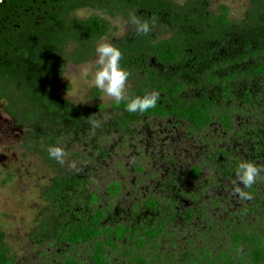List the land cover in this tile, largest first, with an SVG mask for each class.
Instances as JSON below:
<instances>
[{
	"label": "trees",
	"instance_id": "16d2710c",
	"mask_svg": "<svg viewBox=\"0 0 264 264\" xmlns=\"http://www.w3.org/2000/svg\"><path fill=\"white\" fill-rule=\"evenodd\" d=\"M250 1L248 17L240 24L246 44L244 50L234 56V67L197 68L199 86L211 88L201 96L182 97L181 92L191 88L189 82L166 79L156 69H150L146 73L148 80H136L130 96L158 91L157 106L140 114L128 112L124 102L119 105L114 102L110 106L114 125L126 133L131 125L145 117H175L198 134L214 122L224 132H235V115L256 106L262 113L259 92H254L250 83L264 78V0ZM222 10L227 12L225 8ZM216 21L225 25L231 23L226 15ZM122 67L129 70L131 76L141 70V67ZM16 79L19 86L23 84L22 79L10 77L6 82L8 89ZM53 86L35 78V96L27 98V93H22L17 99L12 98L9 91L0 90V98L8 97L10 101L7 111L11 115L20 120L42 121L46 117L47 124L52 126L46 128L41 124V133L35 134V143L38 146L40 143L49 164L57 169L43 188L45 207L33 234L34 243L41 250L39 256L45 260L43 264H264V181L258 180L252 188L245 189L254 195L251 201L239 199L234 203L230 197L211 196L208 192V187L219 181V175L222 180L234 179L240 160L264 165V115H259L261 131L251 134L253 145L246 150V159L233 157L225 148L209 149L207 159L181 172L174 189L140 197L130 207L126 206L127 213L121 218L116 209L124 191L123 181L114 180L100 190L95 187L97 181L92 169L81 176L64 173L58 170V162L49 157L47 148L61 144L66 135L65 129L57 126L58 120L64 118L77 123L80 116L59 102L48 104L54 94ZM26 101L31 109L25 108ZM209 162L214 166L215 175L208 177L207 184L202 176ZM183 181L196 185L198 182V189L179 191L178 184ZM186 200L196 206L181 210ZM215 213L219 218L214 217ZM179 218L183 225L176 226ZM198 220L205 226L197 228V242L191 237L184 251L178 254L172 251L169 246L180 238L179 229ZM0 264H20L5 241L1 226Z\"/></svg>",
	"mask_w": 264,
	"mask_h": 264
},
{
	"label": "flooded vegetation",
	"instance_id": "af4514ba",
	"mask_svg": "<svg viewBox=\"0 0 264 264\" xmlns=\"http://www.w3.org/2000/svg\"><path fill=\"white\" fill-rule=\"evenodd\" d=\"M222 8L227 12H223ZM130 11H135L144 19L155 15V29L148 35L137 36L133 27L127 23ZM225 15L231 21L229 25L216 21ZM247 17L248 12L242 21L237 22L231 17L227 5H216L213 0H0V90L9 91L12 98L17 99L22 93H27V98H30L35 96V78H40L41 81L55 85L54 94L48 99L50 106L59 102L77 111L79 118L84 119L90 116L87 108L62 97L57 91V82L69 66L85 65L95 59V48L101 38L114 39L113 36L121 32L120 37L112 42L123 53L121 66L128 69L141 67L136 75L129 77L132 82L129 96L134 92L136 80H148L146 73L150 69H156L166 79L189 82L191 88L182 91V97L201 96L211 87L202 89L199 86L197 68L234 67L236 54L233 37L235 33L243 37L240 50L243 51L246 43L240 24H244ZM10 77L22 79L23 84L19 86V80L16 79L15 84L8 89L7 81ZM211 92L214 94V91ZM0 100L6 101L7 111L10 103L8 97ZM25 108H32L28 101ZM100 108L97 106L90 111L95 110L98 115L103 111ZM156 120L173 121L175 124H168L169 132L183 123L188 134L197 135L196 130L175 117H145L131 125L128 132L136 125L150 124ZM149 124L147 127L150 129ZM213 124L218 123L214 122L210 126ZM167 131L156 129L155 133H151L152 149L166 146L165 140L170 137V134H165ZM146 148L147 145L142 150ZM175 160L169 164H175ZM191 166L177 170L169 165L161 173L151 171V179L160 184L156 183L153 187L158 186L160 192L174 189V183L180 181L181 172ZM139 168L136 167L137 174L143 172ZM187 182L191 181L180 182L178 190H183L182 185ZM135 184L140 185V182ZM196 187L188 189L193 192ZM140 197L130 206L139 201ZM181 205V210L196 206L187 200ZM180 224L183 225L181 218L177 219L176 226Z\"/></svg>",
	"mask_w": 264,
	"mask_h": 264
},
{
	"label": "rangeland",
	"instance_id": "374dc122",
	"mask_svg": "<svg viewBox=\"0 0 264 264\" xmlns=\"http://www.w3.org/2000/svg\"><path fill=\"white\" fill-rule=\"evenodd\" d=\"M213 2L216 5H227L231 10V17L237 22L244 19L251 7L250 0ZM119 34L121 32L115 34L114 39L120 37ZM233 38L236 54L241 50L243 37L235 33ZM114 39L105 38L111 43ZM96 59L97 57L85 65L69 66L57 82V91L74 104L84 105L90 116L96 114L95 110L90 111L91 109L105 106L106 109L95 117L104 121L103 127L96 130L95 135H91L90 125L85 119L87 116L84 119L79 118L77 123L64 118L57 119V126L64 128L66 134L61 144L57 146L63 147L68 153L66 160L76 161L77 167L81 170L77 173L70 170L67 163L64 166L57 164L58 170L79 176L92 169L97 181L95 187L100 190H104L106 185L114 180L123 181L125 187L116 209L118 214L126 215V206H130L140 196L160 192L158 186L153 187L156 183L160 184L151 179V171L161 173L169 165L177 170L187 168L207 159L206 151L214 147L228 149L233 157L246 159V150L253 145L251 134L261 131L258 124L262 118L259 115H264V78L252 80L250 83L252 90L259 92L263 112L260 113L256 106L253 109H245L243 114L235 115V132H224L218 124H213L203 133L188 134L183 123L179 124L176 130L169 132L168 124H175L173 121L156 120L150 124L136 125L130 132L123 133L114 125V115L109 110L115 101L93 85L97 68ZM131 86L132 82L128 80L127 92ZM239 95L242 96V92ZM5 106L6 101L0 100V226L5 233V241L16 254L20 264H43L45 260L39 256L41 250L35 245L33 234L36 222L45 207L43 188L57 173V169L49 164L44 148L39 147L40 143L39 146L35 143V134L41 133V124L46 125V128L52 126L47 124L46 117L42 118V121L28 118L20 120L9 114ZM156 129H167L165 134H170V137L165 140L166 146L161 145L152 149L151 133ZM146 145V150H142ZM173 160L175 164H169ZM219 161L222 162L223 158L221 157ZM137 166L143 171L140 174L136 172ZM213 167L210 162L204 167L202 177L207 184L210 181L208 177L215 175ZM234 179L222 180L219 175V181L208 187L209 194L223 195L225 198L230 197L234 203L238 202L239 198L231 194ZM138 182L140 185L135 184ZM198 185L197 182V189ZM195 186V182H187L182 188ZM219 211L221 214L222 211L220 209ZM214 217L219 218L216 213ZM203 226L205 225L198 220L192 225L180 228V238L169 248L177 254L184 251L191 237L197 242V228Z\"/></svg>",
	"mask_w": 264,
	"mask_h": 264
},
{
	"label": "clouds",
	"instance_id": "9594fccd",
	"mask_svg": "<svg viewBox=\"0 0 264 264\" xmlns=\"http://www.w3.org/2000/svg\"><path fill=\"white\" fill-rule=\"evenodd\" d=\"M127 23L133 27L137 36L148 35L155 29L157 19L155 15L144 19L137 15L135 11H130ZM95 52L97 54V59L95 60L97 68L94 73L93 85L96 88L112 98L117 105L124 102L126 110L130 113L144 114L157 106L160 100L158 91L146 92L143 96H129L127 85L131 73L121 66L123 53L117 46L101 38L95 48ZM96 115L93 114L86 118L87 123L90 125L89 131L91 135H95L96 130L103 127L104 121L96 119ZM47 152L49 157L57 161L61 166L67 163L70 170L77 173L81 170L77 167L76 161L68 162L66 160L68 153L63 147L49 146ZM262 173H264V165H257L249 160H240L235 170L236 178L232 181L231 194L237 196L241 201L253 200L254 195L245 189L252 188L258 180L264 181Z\"/></svg>",
	"mask_w": 264,
	"mask_h": 264
}]
</instances>
